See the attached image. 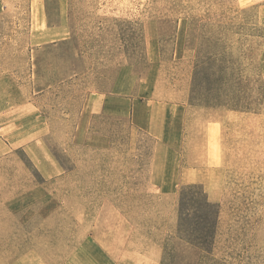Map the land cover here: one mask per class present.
I'll list each match as a JSON object with an SVG mask.
<instances>
[{
  "label": "rangeland",
  "instance_id": "374dc122",
  "mask_svg": "<svg viewBox=\"0 0 264 264\" xmlns=\"http://www.w3.org/2000/svg\"><path fill=\"white\" fill-rule=\"evenodd\" d=\"M199 56L253 109L193 105ZM189 184L264 264V0H0V264H162Z\"/></svg>",
  "mask_w": 264,
  "mask_h": 264
},
{
  "label": "trees",
  "instance_id": "16d2710c",
  "mask_svg": "<svg viewBox=\"0 0 264 264\" xmlns=\"http://www.w3.org/2000/svg\"><path fill=\"white\" fill-rule=\"evenodd\" d=\"M68 43L64 41L60 46ZM57 46L59 44L54 43L45 48L52 51ZM222 62L211 56L198 57L192 75L190 102L200 107L228 106L252 110V103L241 95L245 91L241 78H229ZM215 64L219 69L211 66ZM42 66L43 63L38 64V67ZM220 216L219 204L210 200L201 185L182 187L174 235L164 244L162 264H231L215 252Z\"/></svg>",
  "mask_w": 264,
  "mask_h": 264
}]
</instances>
